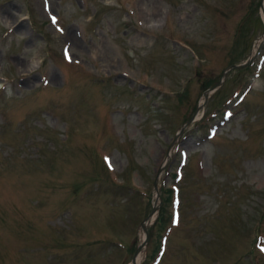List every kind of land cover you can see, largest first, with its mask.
Returning <instances> with one entry per match:
<instances>
[{"label":"rangeland","instance_id":"374dc122","mask_svg":"<svg viewBox=\"0 0 264 264\" xmlns=\"http://www.w3.org/2000/svg\"><path fill=\"white\" fill-rule=\"evenodd\" d=\"M260 3L0 0V264H264Z\"/></svg>","mask_w":264,"mask_h":264},{"label":"bare ground","instance_id":"6f19581e","mask_svg":"<svg viewBox=\"0 0 264 264\" xmlns=\"http://www.w3.org/2000/svg\"><path fill=\"white\" fill-rule=\"evenodd\" d=\"M263 4H264V0H263ZM13 21V20H12ZM12 25V24H11ZM70 36V35H69ZM66 37V36H65ZM74 43H76L75 41H74ZM259 43V42H258ZM23 66V65H22ZM24 69V68H23ZM207 93V92H206ZM202 98H203V95H202ZM153 219V216L150 218L149 217V219L147 220V224L149 223V222H151V220ZM145 222H146V220H144V222H143V224H142V226H141V229H140V235H139V241H141L142 240V238L144 237V235H145V231L143 230V225H145ZM142 253H143V247H141V245L139 246V250H138V252L135 254V256L132 258V260L130 261V263L129 264H138V262H139V260H140V258H141V256H142Z\"/></svg>","mask_w":264,"mask_h":264},{"label":"water","instance_id":"95a60500","mask_svg":"<svg viewBox=\"0 0 264 264\" xmlns=\"http://www.w3.org/2000/svg\"><path fill=\"white\" fill-rule=\"evenodd\" d=\"M260 5H261V7H262V2L260 3ZM262 10H263V8H262ZM234 66H236V64H231V65L228 66V68H229V67H234ZM204 95H205V92H204Z\"/></svg>","mask_w":264,"mask_h":264},{"label":"trees","instance_id":"16d2710c","mask_svg":"<svg viewBox=\"0 0 264 264\" xmlns=\"http://www.w3.org/2000/svg\"><path fill=\"white\" fill-rule=\"evenodd\" d=\"M161 221V220H160Z\"/></svg>","mask_w":264,"mask_h":264}]
</instances>
